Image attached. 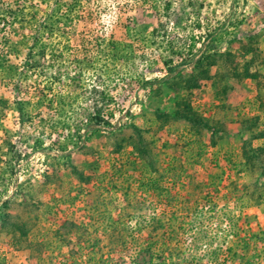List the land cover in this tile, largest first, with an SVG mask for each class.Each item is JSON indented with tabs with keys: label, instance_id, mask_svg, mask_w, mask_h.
Masks as SVG:
<instances>
[{
	"label": "rangeland",
	"instance_id": "374dc122",
	"mask_svg": "<svg viewBox=\"0 0 264 264\" xmlns=\"http://www.w3.org/2000/svg\"><path fill=\"white\" fill-rule=\"evenodd\" d=\"M263 131L264 0H0V264H264Z\"/></svg>",
	"mask_w": 264,
	"mask_h": 264
},
{
	"label": "trees",
	"instance_id": "16d2710c",
	"mask_svg": "<svg viewBox=\"0 0 264 264\" xmlns=\"http://www.w3.org/2000/svg\"><path fill=\"white\" fill-rule=\"evenodd\" d=\"M96 116H97L98 123H101L103 120L102 112L98 111ZM79 131H80V129H79ZM261 136H263V138H264V131H263V133H261ZM258 155H259V157L262 156L260 154H258ZM260 162H261V166H262L261 170L264 172L263 156L261 157ZM160 226L164 227V225H162V224H160ZM118 242H120L119 244H122L123 246L128 247V243H127V241H125V239H123V237L118 239ZM92 248L95 249L96 247L92 246ZM158 248H160L159 251L156 250ZM165 250H168V252H169L168 255H166L167 252L165 253ZM219 250L221 251V249H219ZM219 250H215L213 252L214 260H218V261L220 260V256H219V252H218ZM184 252L185 251L183 250V247H180V246L170 249L169 239H167V237L165 236L164 239H158V241H156V242L147 243L146 247L141 249L139 251L138 255L134 257L133 264H189L190 261H189V259H186V257H184V254H185ZM209 256H211V255H209ZM101 259H102V257H101ZM103 260H105L104 257H103ZM113 261L114 262H112L111 264H123V263H121V261L116 262L114 259H113ZM197 261L202 262L200 259H198ZM104 262H106V261H104Z\"/></svg>",
	"mask_w": 264,
	"mask_h": 264
}]
</instances>
